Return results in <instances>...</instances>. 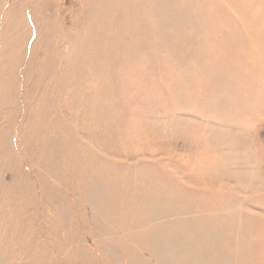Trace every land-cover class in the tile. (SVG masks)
<instances>
[{
	"label": "bare ground",
	"instance_id": "obj_1",
	"mask_svg": "<svg viewBox=\"0 0 264 264\" xmlns=\"http://www.w3.org/2000/svg\"><path fill=\"white\" fill-rule=\"evenodd\" d=\"M79 1L4 17L0 264H264V0Z\"/></svg>",
	"mask_w": 264,
	"mask_h": 264
},
{
	"label": "rangeland",
	"instance_id": "obj_2",
	"mask_svg": "<svg viewBox=\"0 0 264 264\" xmlns=\"http://www.w3.org/2000/svg\"><path fill=\"white\" fill-rule=\"evenodd\" d=\"M24 1H25V5L23 3ZM13 3L15 5V9L18 12V14L12 18L13 21L15 20V18H19L20 14H23L25 7L28 6L27 4L30 3L29 4L30 5L29 10H26V13L28 12L30 14L36 9L37 13L39 12L36 16V19L39 23L43 22L45 20L44 18H49V19L58 18L61 21L64 18L68 19L70 16H73L76 13V11L78 10L79 5H80L79 0H0V50H1V45L3 44V42H5L4 37H5L6 33L8 34L10 32V29H11V21L12 20L9 19L7 22L6 19H4V17H5V14L8 12V10L12 7ZM31 4H32V6H31ZM254 6H256V4ZM27 15L28 14H26V16ZM54 16H55V18H54ZM251 17H252V15H251ZM28 18H30V17L28 16ZM252 18H254V17H252ZM253 20H255V19H253ZM249 22H250V20H249ZM28 24H29L28 29L30 28L29 30L33 31L34 26L32 25V22L31 23L28 22ZM21 27H22V25L20 26V28ZM21 32H22V30H21ZM21 32L16 30L17 37L21 36L20 35ZM9 35H10V33H9ZM30 40H31V38H30ZM166 66H168V64H166ZM158 100L162 106L163 101L161 99H158ZM159 113H161V112L158 111L157 114H159ZM175 117L176 118L174 119V121L176 122V125H173V126L176 127L177 129H180V131H182L185 128L184 124L182 122L180 123L178 121L181 118L186 119L185 114L177 113ZM169 118H171V117L169 116ZM250 128H251V130L249 131V136H248L249 137V141H248L249 143L248 144H249V147L252 150V152L254 154H256L259 161L261 162L262 168L264 171V115L259 116L258 121H255L253 123L252 127H250ZM45 211H46V209H45ZM42 226H44V224H42L41 221H38V222L34 221L32 223L33 229L38 231L39 235L42 232H46L48 234L49 233L48 227L45 226L46 230L42 231L41 230ZM97 231L100 232L101 230L98 228ZM41 242H42V244L46 245L45 241H41Z\"/></svg>",
	"mask_w": 264,
	"mask_h": 264
}]
</instances>
